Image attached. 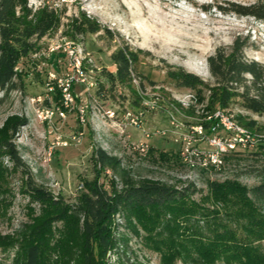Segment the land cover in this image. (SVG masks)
I'll use <instances>...</instances> for the list:
<instances>
[{"label": "rangeland", "instance_id": "rangeland-1", "mask_svg": "<svg viewBox=\"0 0 264 264\" xmlns=\"http://www.w3.org/2000/svg\"><path fill=\"white\" fill-rule=\"evenodd\" d=\"M254 1L27 0L32 10L44 4L56 9L60 24L38 41L36 52L19 60L17 87L6 94L0 91V127L5 121L27 118L11 139L24 165L15 167L0 154V232H13L28 220L31 209H37L28 185L43 187L67 203L75 202L85 190L84 180L94 177L92 154L101 147L120 157L135 177L160 179L178 188L194 186L191 199L210 210H221V219H226L225 211L222 203L214 201L211 183L230 180L245 186L250 201L228 208L235 222L227 224L237 238L251 239L250 246L264 254V203L251 191L264 183V114L246 109L241 98L233 97L220 110L237 121L248 141L258 145L229 153L220 167L206 169L202 158L191 154L188 166L180 155L182 139L190 130L208 135L213 124L208 115L218 106L206 110L210 94L206 85L183 86L171 75L182 70L198 76L207 86L214 85L208 56L218 47L229 48L237 37L246 43L244 57L264 64V23L231 10L232 3ZM72 18H86L100 29L75 32ZM66 42L74 47L85 83H73L74 100L64 108L57 80L75 75L68 53L62 46L56 47ZM120 48H127L135 57L123 82L106 75L115 72L111 54ZM79 107L84 108V122L79 119ZM139 112L142 117L135 126L128 113ZM236 116L243 122L254 120L253 128ZM243 133L231 132L230 136ZM222 134L229 133L222 129ZM198 145L206 147L202 141ZM111 176L107 170L99 181L109 188ZM240 212L241 217L236 215ZM119 228L124 230L122 225ZM156 232L147 244L132 236L126 256L136 255L142 264H264V259L252 262L253 255L239 260L233 253L204 260L194 250L192 259L182 247H163L159 243L164 237L159 236L162 228ZM11 255L12 251L0 249V264L8 263Z\"/></svg>", "mask_w": 264, "mask_h": 264}, {"label": "trees", "instance_id": "trees-1", "mask_svg": "<svg viewBox=\"0 0 264 264\" xmlns=\"http://www.w3.org/2000/svg\"><path fill=\"white\" fill-rule=\"evenodd\" d=\"M231 5L235 13L264 23V0ZM71 21L78 33L100 29L86 18L80 21L72 18ZM59 24L56 9L46 4L32 10L27 0H0V91L6 94L17 87L19 60L36 52L38 41ZM245 46V41L237 37L229 48L218 47L208 56L209 70L214 77L212 86L182 70L171 72V75L183 86L206 85L210 91L206 110L227 107L233 97H239L246 109L264 114V64L246 59L242 53ZM134 59L133 52L127 48L113 52L111 60L116 70L106 74L108 79L127 80ZM236 118L253 128L254 120L243 122L239 116ZM26 123L27 118L20 116L14 121H5L0 127V154L8 157L15 167L23 166L24 162L11 139L14 140L19 127ZM92 161L94 177L84 180L85 190L73 203L65 202L43 187L27 186L30 199L38 207L31 209L28 220L13 232H0V249L12 251L9 262L4 264H142L136 255L126 256L129 241L135 236L147 244L153 241V237H149L152 232L157 233L160 227L159 236L164 237L159 243L163 247L165 244L171 248L182 247L192 259H195L191 254L193 250L204 260L216 258L221 253H233L232 257L239 260L244 255H253L252 262L264 259L260 250L250 246L251 239L237 238L227 224L235 222L228 208L236 203L247 205L250 201L245 186L230 180L211 183L214 201L222 203L225 211L226 219H221V210H210L191 199L194 186L192 189L178 188L160 179L135 177L120 157L101 147L94 149ZM107 170L112 174L109 188L99 181L100 175ZM251 191L264 203V183ZM236 215L242 216V212ZM120 225L124 230H120ZM111 256H114L112 262Z\"/></svg>", "mask_w": 264, "mask_h": 264}, {"label": "built area", "instance_id": "built-area-1", "mask_svg": "<svg viewBox=\"0 0 264 264\" xmlns=\"http://www.w3.org/2000/svg\"><path fill=\"white\" fill-rule=\"evenodd\" d=\"M63 47L71 60L73 61L75 68L74 76H67L66 78H59L57 80V85L59 86L62 94V105L64 108H67L71 105L74 98L71 93V86L74 82H83L84 81V72L82 68H78L76 64V57L74 53V47L70 42H66L64 45H58V47ZM91 83L88 85L90 86ZM92 85V84H91ZM83 107H79V119L84 122L83 119ZM46 113L48 110L45 111ZM64 111L61 110L60 114L63 115ZM130 123L138 126L142 117V112H139L135 115L128 113ZM222 126H228V121L226 118H223L220 114V107H218V124L216 128L210 129L208 135L199 136L197 130H190L182 139V147L180 150V155L182 161L189 166L191 162V154H198L202 158V167L203 169L209 167H220L223 164L225 155L235 152L240 148L254 147L258 145V142L248 141L245 137V134H241V137H231L230 128L229 134H222ZM204 142L206 147L202 148L198 145V142ZM142 149V148H141Z\"/></svg>", "mask_w": 264, "mask_h": 264}, {"label": "bare ground", "instance_id": "bare-ground-1", "mask_svg": "<svg viewBox=\"0 0 264 264\" xmlns=\"http://www.w3.org/2000/svg\"><path fill=\"white\" fill-rule=\"evenodd\" d=\"M220 114L222 115L223 118H226L228 121V126H222V129L224 131L229 133V128H230V133L231 132H237V133L238 132H240V133L244 132V129L240 125H238L236 123L237 121L235 122L233 120V118L229 116V114H227L226 112H223L222 110H220ZM208 118L210 119V121L213 122V124L210 126V129L216 128L217 124H218V109L213 111L210 115H208ZM249 135H251V134H249ZM249 135L247 134L246 136L249 137Z\"/></svg>", "mask_w": 264, "mask_h": 264}, {"label": "clouds", "instance_id": "clouds-1", "mask_svg": "<svg viewBox=\"0 0 264 264\" xmlns=\"http://www.w3.org/2000/svg\"><path fill=\"white\" fill-rule=\"evenodd\" d=\"M259 21V20H258ZM261 22V21H260Z\"/></svg>", "mask_w": 264, "mask_h": 264}]
</instances>
